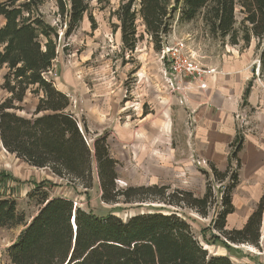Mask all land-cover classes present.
I'll return each instance as SVG.
<instances>
[{
    "label": "trees",
    "instance_id": "16d2710c",
    "mask_svg": "<svg viewBox=\"0 0 264 264\" xmlns=\"http://www.w3.org/2000/svg\"><path fill=\"white\" fill-rule=\"evenodd\" d=\"M44 0H0V65L8 68L1 85L10 95L0 97V148L23 158L29 165L50 169L55 175L82 180L86 188L94 185L97 174L102 200L106 203L140 202L158 199L168 205L196 208L209 214L214 193L207 186L197 197L189 190L169 186L118 184V161L110 151L108 136L96 137L92 144L72 110V100L60 90L49 71L58 57L59 32L40 7ZM61 15H67L66 34L70 35L88 12L92 0H55ZM120 20L123 48L135 51L144 37L137 29L141 16L146 32L157 50L172 30L176 19H201L208 33L238 45L258 41L259 65L253 66L264 78V0H124L115 12ZM94 21V16L89 14ZM27 91L39 96L32 116L19 112ZM250 92L247 87L245 96ZM243 136L232 143L231 161L225 171L211 166L219 180L230 178L221 197L222 210L213 221L209 243L223 244L233 253L232 243L259 245L264 215V196L243 228H227V216L235 210L233 189L239 181L238 153ZM208 173V171H206ZM1 179V177H0ZM28 198L37 210L30 218L19 211L16 199L0 195V227H17L21 232L8 248L12 264H237L231 254L211 253L198 238L193 225L176 210L141 212L126 219L110 211L101 216L76 206L73 199L51 196L48 183L35 185Z\"/></svg>",
    "mask_w": 264,
    "mask_h": 264
},
{
    "label": "rangeland",
    "instance_id": "374dc122",
    "mask_svg": "<svg viewBox=\"0 0 264 264\" xmlns=\"http://www.w3.org/2000/svg\"><path fill=\"white\" fill-rule=\"evenodd\" d=\"M123 1L92 0L88 12L84 15L85 17L70 35L65 32L69 17L60 14L55 0H44L43 5L40 7L43 17L54 25L57 32H59L57 39L59 53L52 69L49 71V76L54 80L58 89L65 92L67 90L72 100V110L81 125H83L84 120L87 121V99L93 103H99L102 101V97L108 94L121 93L122 98L118 107L122 108L123 114H130L131 111L138 109H141L140 112L145 113L154 108L171 107L173 100L172 98L169 100V95L175 98V93L164 74L167 64L160 59V51L156 49L151 36L146 32L141 16L137 18L136 22L139 34H143L144 37L138 41L135 51L132 52L123 48L122 31L119 28L120 20L118 15L115 14ZM89 14L94 16V21ZM2 23L3 19L0 16V25ZM172 28L173 30L163 38L162 44H172L180 39L185 40L190 51L207 68L213 67L215 71L219 72L221 65L226 60L243 55H248L254 60L257 59L256 63L259 65L258 41L255 39H252L249 45H245L244 41L234 45L227 39L224 41L214 38L203 26L201 19H196L193 22H182L176 19ZM257 70H259L258 66ZM7 71L6 66L0 65V97L2 98L10 95L1 87L5 81L4 76ZM262 79L264 81L263 77ZM38 100L39 96L37 94L27 91L25 99L16 102V105L21 106V109H19L21 114L32 116ZM124 106L126 108H123ZM186 126L192 130L187 124L173 125L172 127V144L179 150V154L182 150L180 141L183 142L184 135H188ZM100 135L108 136V140L113 144L116 143V137H118L113 129L97 130L94 127H89L86 134L90 144ZM121 148L127 150V154L134 160L132 142H127ZM119 164L121 163L119 162ZM118 169L120 171L118 172L117 181L121 188L130 185L156 184L139 183L136 182L137 179L132 181L131 177L134 171L124 170L120 166H118ZM186 172L190 174V171ZM201 173L205 180L203 187L200 188L198 185L194 186L196 184L194 180V182L186 181L184 183L179 181L178 177L164 179L157 184L169 186L168 193L177 189L189 190L197 197L203 196L207 186H209L212 193H214V203L210 207L207 216L200 214L196 208L168 205L156 198L140 202L124 203L121 200L116 203H106L102 200L96 173L93 179V187L86 188L85 182L82 180L62 178L55 175L50 169L33 167L23 158L7 151L4 146L0 148V195H7L16 199L19 211H23L27 218H30L37 210L35 202L28 198V193L33 191L35 185L45 182L48 183V191L51 196L69 197L83 209L101 216L112 211L126 219L128 216L156 209H163L165 212L176 210L193 225L196 235L204 242L209 252L231 254L232 259L237 264H264V220H262L261 239L258 246L248 242L244 244L232 243L235 250L230 253L221 243H209L212 240L213 233L218 234V231L212 229V224L222 210L221 197L230 183V178L224 180L215 178L211 167L210 172L201 171ZM21 228L22 225L0 227V264H12L8 256V248L20 234Z\"/></svg>",
    "mask_w": 264,
    "mask_h": 264
},
{
    "label": "crops",
    "instance_id": "0c3cea01",
    "mask_svg": "<svg viewBox=\"0 0 264 264\" xmlns=\"http://www.w3.org/2000/svg\"><path fill=\"white\" fill-rule=\"evenodd\" d=\"M2 19L1 25L5 23L3 16ZM257 61L248 55L233 57L221 65L219 72L206 76L203 81L178 79L176 84L180 90H173L175 98L169 95L172 106L150 112L138 109L136 113L123 114L118 107L121 93L108 94L99 103L87 99L88 129H113L117 133L116 143L108 140L110 151L118 164L121 163L118 166L134 171L132 181L157 184L178 177L184 183L194 180V186L199 188L205 180L201 171L210 172L212 165L225 171L231 162L234 166L237 164L230 156L234 149L232 143L241 134L239 181L232 191L235 210L226 222L228 229L242 228L264 196V81L259 70L256 74L253 71ZM247 87L250 92L245 96ZM190 113L196 123L191 126L192 130L186 126L188 135L180 141L179 154L172 144V127L183 124L190 127ZM243 120L249 124L241 132ZM127 142H132L134 160L121 148ZM197 159H205L207 164L198 165Z\"/></svg>",
    "mask_w": 264,
    "mask_h": 264
},
{
    "label": "built area",
    "instance_id": "2783aa9c",
    "mask_svg": "<svg viewBox=\"0 0 264 264\" xmlns=\"http://www.w3.org/2000/svg\"><path fill=\"white\" fill-rule=\"evenodd\" d=\"M159 56L160 59L167 64L164 70L165 78H167L171 89L174 91L180 90L178 84H176L178 79L203 81L206 76L216 72L213 67H205L200 60L195 57L194 53L190 51L188 43L183 39L177 40L172 44L166 43L162 50H160ZM182 100H184V98H182ZM188 118V124L191 127L196 123V119L194 118L193 113H190ZM246 124H249L248 120L241 121V132ZM195 162L198 165L207 164L205 159H197ZM75 205L78 206L76 203Z\"/></svg>",
    "mask_w": 264,
    "mask_h": 264
},
{
    "label": "water",
    "instance_id": "95a60500",
    "mask_svg": "<svg viewBox=\"0 0 264 264\" xmlns=\"http://www.w3.org/2000/svg\"><path fill=\"white\" fill-rule=\"evenodd\" d=\"M260 61V60H259Z\"/></svg>",
    "mask_w": 264,
    "mask_h": 264
}]
</instances>
